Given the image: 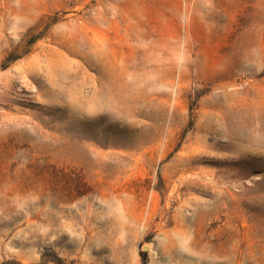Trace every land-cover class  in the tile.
I'll return each mask as SVG.
<instances>
[{"label": "rangeland", "instance_id": "374dc122", "mask_svg": "<svg viewBox=\"0 0 264 264\" xmlns=\"http://www.w3.org/2000/svg\"><path fill=\"white\" fill-rule=\"evenodd\" d=\"M264 264V0H0V264Z\"/></svg>", "mask_w": 264, "mask_h": 264}, {"label": "trees", "instance_id": "16d2710c", "mask_svg": "<svg viewBox=\"0 0 264 264\" xmlns=\"http://www.w3.org/2000/svg\"><path fill=\"white\" fill-rule=\"evenodd\" d=\"M3 264H19V263H3Z\"/></svg>", "mask_w": 264, "mask_h": 264}]
</instances>
